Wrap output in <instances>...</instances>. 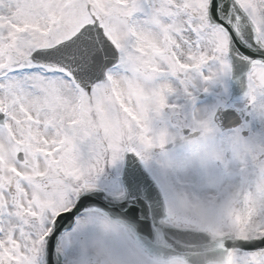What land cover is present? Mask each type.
Masks as SVG:
<instances>
[{
    "label": "snow or ice",
    "instance_id": "1",
    "mask_svg": "<svg viewBox=\"0 0 264 264\" xmlns=\"http://www.w3.org/2000/svg\"><path fill=\"white\" fill-rule=\"evenodd\" d=\"M0 264H264V0H0Z\"/></svg>",
    "mask_w": 264,
    "mask_h": 264
}]
</instances>
